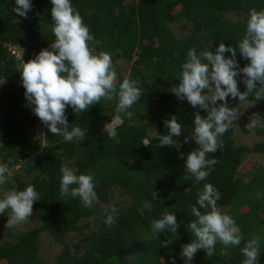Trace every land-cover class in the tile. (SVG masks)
<instances>
[{
    "label": "trees",
    "instance_id": "1",
    "mask_svg": "<svg viewBox=\"0 0 264 264\" xmlns=\"http://www.w3.org/2000/svg\"><path fill=\"white\" fill-rule=\"evenodd\" d=\"M126 2L72 0L91 34L100 42L95 51L111 54L113 64L120 59L131 62L127 77L120 69L115 70L117 93L119 84L128 78L140 82L143 94L130 109L135 113L132 121L122 118L113 125L114 133L104 124L116 121L118 95L110 111L111 101L104 99L79 115L67 108L69 124L77 123L86 131L84 141L74 139L69 143L49 130L44 138L36 131L28 132L39 118L25 98L18 72L20 63L31 60L54 41L50 27L52 5L49 0H32L33 7L22 20L13 11L15 0H0V81L9 87L6 92L0 86V163L10 162L11 169L21 164L19 174L13 176L17 186L9 189L22 190L31 184L42 196L33 205L41 225L1 243L0 264H170L173 256L177 264H183L178 255L181 246L194 239L184 225L194 219L190 205L196 202L206 183L217 188L221 194L218 207L222 211L228 208L226 213L235 219L244 240L261 236L264 251V166L252 171L248 181L240 176V167L249 155L264 154V140L252 146L238 144L230 126L218 138L221 149L208 154L209 159L214 156L217 160L208 177L200 182L187 178L184 161L196 147L190 138L194 115L197 111L202 116L206 113L198 106L187 107L186 100L169 91L179 83L177 72L189 49L195 47L199 52L212 46L214 51L220 42L235 45L245 32L249 10L264 9V0ZM229 14H235L237 20ZM176 22L181 23L185 33L176 34L171 29L170 25ZM12 47L22 48L23 56L12 53ZM237 59L241 67L249 63L239 53ZM240 79L237 77L238 87L245 91ZM238 102L231 99L230 105L235 107ZM255 105L264 112V100ZM173 115L183 125L182 135L176 138L181 147H158L155 137L167 134L164 121ZM147 116L152 125L146 122ZM256 131L264 135V127ZM185 136L189 137L187 143ZM63 165L78 173L90 172L98 181V200L92 209L83 207L78 198L61 196ZM116 188L129 201L117 203L116 223L109 228L103 224V217L105 209L111 207L105 208L104 204L111 201ZM153 191L158 194L155 200ZM165 212H174L177 221L183 223L174 235L166 230L158 234V239L152 238L150 221ZM6 218V214L2 215V221ZM85 230L89 232L84 237V251L79 254L67 242V235ZM44 232L63 245L53 263L40 255ZM242 247L243 242L225 253L224 246L217 243L214 256L208 257L204 250H198L193 264H242ZM260 264H264V252Z\"/></svg>",
    "mask_w": 264,
    "mask_h": 264
},
{
    "label": "clouds",
    "instance_id": "2",
    "mask_svg": "<svg viewBox=\"0 0 264 264\" xmlns=\"http://www.w3.org/2000/svg\"><path fill=\"white\" fill-rule=\"evenodd\" d=\"M51 7V32L55 39L49 48L42 49L31 60L24 62L18 70L25 89V98L33 113L41 123L55 136L62 137L65 142L86 137V131L77 123L69 124L66 109L71 107L74 114L86 113L101 100H112L118 95L115 119L127 118L132 121L135 113L131 111L143 94L140 82L128 78L119 84L116 91L117 72L113 68L111 54L95 51V45L100 42L91 34L89 27L72 4V0H49ZM13 11L19 17L27 18L32 9V0H15ZM11 51L13 47L10 48ZM239 53L242 59L249 63L241 67L237 59ZM227 54V55H226ZM240 83L246 86L245 91L238 87ZM179 83L170 88V92L180 100H186L194 109L200 111L194 115L190 138L195 142L184 161V171L187 178L196 182L204 181L217 160L209 159V153H215L222 145L218 138L223 136L240 113L236 107L229 106V98L239 101H250V105L264 100V9H250L245 32L235 45L220 42L212 50L205 48L197 51L195 47L187 52L185 61L177 72ZM251 98V99H250ZM264 123V118L254 114L248 127ZM167 134L159 133L155 138L158 147H181L177 139L183 133V125L177 116L164 121ZM189 140L185 136L184 143ZM10 163V162H9ZM9 163H0V189L8 184L13 175ZM59 191L65 198H78L81 205L92 209L98 200L96 187L98 181L90 172L78 173V170L63 165L60 169ZM152 199L158 198L152 192ZM34 185L24 189L10 188L0 195V215L7 216L8 228L28 221L33 213V205L41 199ZM221 194L211 183H206L198 194L194 204L190 205L191 219L185 226L194 239L183 244L179 252L183 264H193L198 250H204L208 257L215 255L216 245L228 248L239 247L243 256L242 264H260L261 240L259 235H253L244 240L235 219L218 207ZM203 209V211H201ZM118 209L112 206L105 209L103 224L109 228L116 223ZM174 212H165L160 218L150 221L151 237L158 239V234L177 233L180 224ZM170 264H177L175 256L170 257Z\"/></svg>",
    "mask_w": 264,
    "mask_h": 264
},
{
    "label": "rangeland",
    "instance_id": "3",
    "mask_svg": "<svg viewBox=\"0 0 264 264\" xmlns=\"http://www.w3.org/2000/svg\"><path fill=\"white\" fill-rule=\"evenodd\" d=\"M128 2L129 0H127L126 3ZM178 9L179 7L176 9V11ZM229 16L236 20L238 18L235 14H229ZM21 19L24 20L26 18L21 17ZM170 27L171 29H173V31L176 34H182L186 32V30L182 28L181 23L179 22L172 23ZM13 49H14V52L12 51V53L18 55L20 58L23 56L24 50L22 48L13 47ZM19 66L22 67V64L20 63ZM113 68L115 70L120 69L122 75L124 77H127L130 73L131 62H128L124 59H120L115 64H113ZM115 82H117V79ZM0 86L3 90H6V92L9 89L6 82L0 81ZM109 101H111V103L109 104L108 111H110L109 109L112 107V105L115 104L113 101H116V99L114 98ZM230 101L231 99L229 100V106L233 107L230 105ZM185 105L187 107L190 106V104L187 101L185 102ZM235 107L238 109L240 113L239 119L233 122V124L231 125L234 128V137L236 139V142L238 144H247L249 146H252L254 143L264 140V135H261L256 131L257 128H263L264 123H261L255 127L247 126V124L250 123V118L254 114H259L262 118H264V112H261L260 109L255 104L250 105L249 100L239 101L238 103H236ZM146 122L152 125L150 116H147ZM117 123H118L117 120L115 122H112V124L106 122L104 124V128L109 130L111 133H114L113 125H116ZM244 125L246 126V128L243 127ZM47 130L48 129L41 123V121L38 120L36 122L35 127L33 129H28V132L30 134H33V132L36 131L39 137L44 138L46 136ZM262 165L264 166V154H251L247 157V159L243 162L242 166L240 167V176L245 181H248L251 178L250 173L252 171H259L260 170L259 167ZM20 168H21V164H17L14 167V169L10 168L13 171V175L11 177L10 182L4 185L2 189H0V195H2L3 191L8 190L10 186H13V185L15 187L17 186V182L14 180L13 176L16 174H19ZM27 177L24 176L25 179L31 180L32 178V176H27ZM128 201H129L128 198L125 195H123L119 189L116 188L115 194L112 196L111 201L107 204H104V207L105 208H110L112 206L117 207L118 206L117 203L119 202L127 203ZM227 209L228 208H225L223 209V211L226 213ZM244 210H247V208L245 207ZM5 214L7 216L9 215L8 212H6ZM7 219L8 218L2 221V215H0V244L3 243L5 240H12L14 239L15 235L23 231H26L27 229L40 226L42 223L39 217L35 213H32L28 221L16 226L15 228L10 229L6 227ZM88 232H89L88 230H85L84 232H81V233H69L67 235V242L72 247L74 252L79 253V254L83 253L84 245H85L84 237ZM62 249H63V245L55 242L48 232L42 233L40 255L42 256L44 260H46L48 263H53L56 260L57 256L59 255V253L62 251Z\"/></svg>",
    "mask_w": 264,
    "mask_h": 264
},
{
    "label": "built area",
    "instance_id": "4",
    "mask_svg": "<svg viewBox=\"0 0 264 264\" xmlns=\"http://www.w3.org/2000/svg\"><path fill=\"white\" fill-rule=\"evenodd\" d=\"M12 51L14 52V49Z\"/></svg>",
    "mask_w": 264,
    "mask_h": 264
}]
</instances>
